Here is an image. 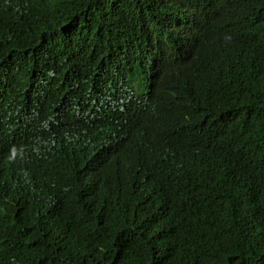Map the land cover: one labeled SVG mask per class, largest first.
I'll return each instance as SVG.
<instances>
[{
	"label": "trees",
	"instance_id": "trees-1",
	"mask_svg": "<svg viewBox=\"0 0 264 264\" xmlns=\"http://www.w3.org/2000/svg\"><path fill=\"white\" fill-rule=\"evenodd\" d=\"M0 264H264V0H0Z\"/></svg>",
	"mask_w": 264,
	"mask_h": 264
}]
</instances>
